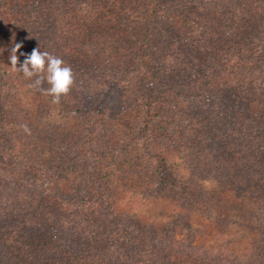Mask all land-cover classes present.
Masks as SVG:
<instances>
[{
  "label": "trees",
  "instance_id": "trees-1",
  "mask_svg": "<svg viewBox=\"0 0 264 264\" xmlns=\"http://www.w3.org/2000/svg\"><path fill=\"white\" fill-rule=\"evenodd\" d=\"M0 9V59L16 43L20 63L35 48L61 58L78 100L61 99L90 119L53 158L68 155L81 172L73 195L58 192L36 154L37 173L27 176L30 158L15 136L16 77L0 61V264H173L163 262L171 247L153 245L150 231L88 205L87 189L112 176L97 148L117 123L145 139L162 123L172 127L169 141L175 134L185 152L213 159L231 178L245 181L253 168L264 178V0H0ZM170 165L160 168L168 178ZM260 244L264 264V237Z\"/></svg>",
  "mask_w": 264,
  "mask_h": 264
},
{
  "label": "rangeland",
  "instance_id": "rangeland-1",
  "mask_svg": "<svg viewBox=\"0 0 264 264\" xmlns=\"http://www.w3.org/2000/svg\"><path fill=\"white\" fill-rule=\"evenodd\" d=\"M9 57L8 54L0 59L4 66H11ZM13 73L14 106L20 115V128L15 136L30 158L23 162L26 174L37 173L31 170L30 157L36 154L38 159H43L48 174L57 177L58 192L73 195L72 184L81 172L72 166L68 155L56 162L53 158L77 140L90 119L66 107L64 99L77 102L74 94L54 104L51 97L29 87L32 79ZM25 125L30 132L24 130ZM157 128L155 135L145 139L139 131L118 123L110 127L98 145L101 152L97 155L103 158L102 163L109 162L112 176L105 187L86 188L85 195L93 200L88 205L117 223L150 231L153 245L156 241L167 243L171 249L166 248L168 253L163 262L171 259L173 264H204L202 259L209 258L228 264H261L256 254L262 249L260 239L264 237L262 175L253 168L251 178L245 181L231 178L213 159L201 161L192 152H185L175 134L169 141L172 127L166 129L158 123ZM164 162L173 168L175 175L171 178L160 169ZM84 177H88L85 172ZM181 179L188 189L185 193L173 182ZM129 231L123 229L124 236L133 237ZM151 252L155 256L158 249L155 247Z\"/></svg>",
  "mask_w": 264,
  "mask_h": 264
},
{
  "label": "clouds",
  "instance_id": "clouds-1",
  "mask_svg": "<svg viewBox=\"0 0 264 264\" xmlns=\"http://www.w3.org/2000/svg\"><path fill=\"white\" fill-rule=\"evenodd\" d=\"M21 47V43H16L11 49L9 58L12 71L22 73L26 79L35 78L29 87L51 96L52 103L59 104L61 97L66 96L75 83L73 70L61 58L39 48L33 49L30 54L21 52L25 59L20 63L17 52ZM45 82L50 87L44 88ZM24 130L30 132L26 125Z\"/></svg>",
  "mask_w": 264,
  "mask_h": 264
}]
</instances>
